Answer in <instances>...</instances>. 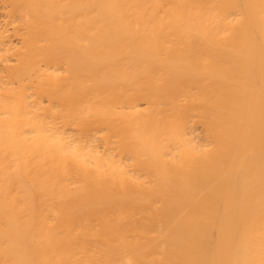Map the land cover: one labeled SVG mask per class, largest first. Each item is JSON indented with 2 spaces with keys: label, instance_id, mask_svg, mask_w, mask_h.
<instances>
[{
  "label": "bare ground",
  "instance_id": "bare-ground-1",
  "mask_svg": "<svg viewBox=\"0 0 264 264\" xmlns=\"http://www.w3.org/2000/svg\"><path fill=\"white\" fill-rule=\"evenodd\" d=\"M0 264H264V0H0Z\"/></svg>",
  "mask_w": 264,
  "mask_h": 264
}]
</instances>
